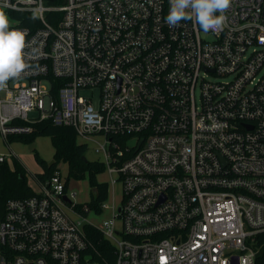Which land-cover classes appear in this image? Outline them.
Listing matches in <instances>:
<instances>
[{"label": "built area", "instance_id": "1", "mask_svg": "<svg viewBox=\"0 0 264 264\" xmlns=\"http://www.w3.org/2000/svg\"><path fill=\"white\" fill-rule=\"evenodd\" d=\"M51 1L0 0L36 50L0 90V135L73 128L122 204L87 223L57 170L35 196L0 201V264H102L87 226L114 264H264V0H231L207 33L169 27V0Z\"/></svg>", "mask_w": 264, "mask_h": 264}, {"label": "trees", "instance_id": "2", "mask_svg": "<svg viewBox=\"0 0 264 264\" xmlns=\"http://www.w3.org/2000/svg\"><path fill=\"white\" fill-rule=\"evenodd\" d=\"M65 0H53L50 4L62 5ZM60 14H56V17ZM49 18H52L49 14ZM28 26L27 22L21 23ZM30 135H43L51 137L55 148L54 160L57 162L54 167L45 165L44 174L40 176L41 181L51 178L58 170V164L64 162L68 165V176L65 178V186L72 178H84L88 172L90 183L93 187L94 198L89 207L101 213V205L108 199L109 185L107 183H97L96 175L104 172L105 166L102 163H92L86 161L87 146L78 143L75 130L66 126H55L46 121L37 124ZM55 164V163H54ZM25 169L18 160H14L13 165L9 162L0 166V201L2 204L12 199H25L36 195L25 181ZM81 211V208H79ZM85 231L92 243L91 253L93 259L102 264L115 263V248L103 237V234L93 227H85ZM264 259V258H263ZM260 260V259H259Z\"/></svg>", "mask_w": 264, "mask_h": 264}, {"label": "rangeland", "instance_id": "3", "mask_svg": "<svg viewBox=\"0 0 264 264\" xmlns=\"http://www.w3.org/2000/svg\"><path fill=\"white\" fill-rule=\"evenodd\" d=\"M88 94V93H85ZM99 99V93L94 92V103L97 104ZM79 144L87 146L86 159L92 163H102L100 156L95 152V145L92 142L86 143L82 139H78ZM0 153L4 155H12L14 158L9 160V163L13 165L14 160H18L24 167L25 181L27 186L36 193L40 190L39 179L44 174L45 165H49L54 160L55 148L51 137L43 135H21L12 136L8 141H4L0 135ZM55 163V164H54ZM51 167L56 165V161ZM49 167V166H48ZM58 171H60L64 178L68 176V165L64 162L58 164ZM88 172L84 178H72L68 183L69 193L75 192L77 196L73 199L76 202L81 211L92 202L94 198V189L90 183ZM66 180V179H65ZM97 183L111 184L110 175L106 169L104 172L96 175ZM46 181V180H45ZM123 190L120 183H117L114 187V191L110 188L108 199L105 204L112 206V203L116 208L122 204ZM91 209V208H90ZM87 223L94 224L95 226H102L103 222L111 219V209H105L101 213L91 209L90 213L85 214ZM117 227L121 229L122 222H117Z\"/></svg>", "mask_w": 264, "mask_h": 264}, {"label": "clouds", "instance_id": "4", "mask_svg": "<svg viewBox=\"0 0 264 264\" xmlns=\"http://www.w3.org/2000/svg\"><path fill=\"white\" fill-rule=\"evenodd\" d=\"M231 0H169L170 8L165 23L172 28L181 21H194L205 33L221 31L225 26ZM4 7H7L5 3ZM27 29L12 27L8 15L0 7V90L7 88L10 80L20 79L28 73L32 52L26 42Z\"/></svg>", "mask_w": 264, "mask_h": 264}, {"label": "water", "instance_id": "5", "mask_svg": "<svg viewBox=\"0 0 264 264\" xmlns=\"http://www.w3.org/2000/svg\"><path fill=\"white\" fill-rule=\"evenodd\" d=\"M84 159L87 161V159L85 157H84ZM53 163H54V160L52 162H50L48 166L51 167Z\"/></svg>", "mask_w": 264, "mask_h": 264}]
</instances>
